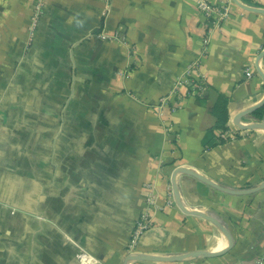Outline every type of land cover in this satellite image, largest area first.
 Listing matches in <instances>:
<instances>
[{
  "label": "crops",
  "instance_id": "0c3cea01",
  "mask_svg": "<svg viewBox=\"0 0 264 264\" xmlns=\"http://www.w3.org/2000/svg\"><path fill=\"white\" fill-rule=\"evenodd\" d=\"M239 1L264 8V0ZM45 2L31 36L34 0H0V264H83L82 251L89 264H125L146 184L158 206L137 252L226 248L214 223L167 198L180 166L232 189L264 181V128L234 123L264 99V13L234 1L211 31L204 93L161 114L159 99L203 50L209 22L196 0ZM224 98L226 132L235 137L222 140L216 111ZM177 183L188 208L229 228L233 247L220 256L129 264H264V189L232 194L187 173Z\"/></svg>",
  "mask_w": 264,
  "mask_h": 264
},
{
  "label": "built area",
  "instance_id": "2783aa9c",
  "mask_svg": "<svg viewBox=\"0 0 264 264\" xmlns=\"http://www.w3.org/2000/svg\"><path fill=\"white\" fill-rule=\"evenodd\" d=\"M110 0H108L109 5ZM45 0H34L33 13L30 20V34H35L36 28L41 20V17L45 13ZM234 0H220L219 2H213L211 0H196L197 8L202 15L209 22V29L203 39V50L199 57H197L189 66L186 76L179 78L174 84L172 90L162 96L159 99V111L162 114V110L165 107H169L172 111L178 110L182 107V100L186 96L202 95L206 88V81L201 73V65L203 56L208 52L211 42V31L213 28L220 27L225 20L229 18L232 13ZM103 39H119L124 40L125 37L116 33L109 36L103 32L99 34ZM252 71L247 70V76L251 77ZM222 138L235 137L229 135L228 132L221 133ZM149 189V194L145 199V207L139 218L136 220L133 231L131 233L128 251L129 254L137 252V248L140 244L143 236L151 229L154 222V213L158 206L154 195V186L152 184H146ZM176 202L173 191L170 192L167 198V205H174ZM78 258L83 264L92 263L94 260L86 251H82L78 254Z\"/></svg>",
  "mask_w": 264,
  "mask_h": 264
},
{
  "label": "water",
  "instance_id": "95a60500",
  "mask_svg": "<svg viewBox=\"0 0 264 264\" xmlns=\"http://www.w3.org/2000/svg\"><path fill=\"white\" fill-rule=\"evenodd\" d=\"M237 4H239L240 6L249 9V10H254V11H258V12H262L264 13V8H255V7H250L247 6L245 4H243L242 2H240L239 0H234ZM264 56V51L261 52V54L259 55L258 61H260V59ZM258 71L260 72V74L263 76L264 78V72L261 70V68L258 66ZM264 105V99L262 101H260L259 103L255 104L254 106L240 112L234 119V123L239 126L242 129H247V128H264V120L263 121H257V122H250V123H245L242 121V118L245 115L251 114L253 113L256 109L260 108L261 106ZM179 173H187V174H191L197 178H199L200 180L224 191V192H228V193H232V194H249V193H254L257 192L261 189H264V181L256 187L253 188H247V189H232V188H228L225 186H222L221 184L216 183L215 181H213L212 179L208 178L207 176L189 168L186 166H180L178 167L173 175V194L176 200V203L178 204V206L186 213L188 214H193V215H197V216H201L203 218H206L208 220H210L212 223H214L220 230H222V232L228 237L229 239V245L224 248L223 250L220 251H208V250H195V251H191L185 254H181V255H175V256H166V255H156V254H144V253H139V252H135V253H131L127 256L125 264H129L130 262H132L133 260H161V261H184L186 259L192 258V257H199V256H220L225 254L226 252H228L234 245V238L232 236V233L230 232L229 228L222 222L220 221L217 217H215L214 215L205 212L204 210H200V209H190L188 208L182 199L181 193H180V189L177 183V175Z\"/></svg>",
  "mask_w": 264,
  "mask_h": 264
},
{
  "label": "trees",
  "instance_id": "16d2710c",
  "mask_svg": "<svg viewBox=\"0 0 264 264\" xmlns=\"http://www.w3.org/2000/svg\"><path fill=\"white\" fill-rule=\"evenodd\" d=\"M204 93V92H203ZM222 103L219 105L216 114L218 116V127L222 129L223 132H226L229 130V126L227 125L228 117H227V99H222ZM253 116L257 118L258 120L264 119V105L260 108L256 109L253 113ZM221 139H225L222 138Z\"/></svg>",
  "mask_w": 264,
  "mask_h": 264
}]
</instances>
